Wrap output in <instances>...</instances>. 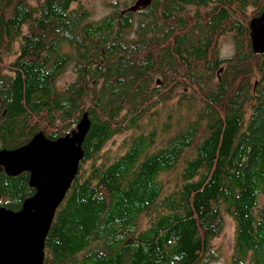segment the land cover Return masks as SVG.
Here are the masks:
<instances>
[{"label": "trees", "instance_id": "1", "mask_svg": "<svg viewBox=\"0 0 264 264\" xmlns=\"http://www.w3.org/2000/svg\"><path fill=\"white\" fill-rule=\"evenodd\" d=\"M80 2L0 0V150L91 121L44 264H211L228 221L231 264H264V0H151L94 23ZM29 178L3 171L0 206L20 211Z\"/></svg>", "mask_w": 264, "mask_h": 264}, {"label": "water", "instance_id": "2", "mask_svg": "<svg viewBox=\"0 0 264 264\" xmlns=\"http://www.w3.org/2000/svg\"><path fill=\"white\" fill-rule=\"evenodd\" d=\"M150 4L151 0H137L128 11L137 12ZM250 32L254 53L264 56V12L251 21ZM90 128L85 113L65 137L52 141L40 132L18 149L0 150V175L3 171L8 177L28 173L29 186L35 190L18 212L0 206V264H44L47 236L79 173Z\"/></svg>", "mask_w": 264, "mask_h": 264}, {"label": "rangeland", "instance_id": "3", "mask_svg": "<svg viewBox=\"0 0 264 264\" xmlns=\"http://www.w3.org/2000/svg\"><path fill=\"white\" fill-rule=\"evenodd\" d=\"M137 0H119L114 6L118 12L125 11L126 9L135 5ZM115 0H81L79 4L73 5V10H87L90 13L89 22H99L104 17L109 15L115 8L112 4ZM198 11L197 9L191 10L190 14ZM190 17V16H188ZM68 51V49H65ZM235 53V41L233 35L224 37L221 41L219 48V56L221 59H229ZM76 79V71L74 63H69L67 67L56 78V87L59 90L65 89L70 83ZM115 148V147H114ZM234 239V226L231 221L227 222L225 234L214 242V248L220 254L219 259L211 264H231V252Z\"/></svg>", "mask_w": 264, "mask_h": 264}]
</instances>
